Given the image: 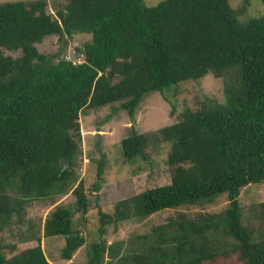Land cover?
Here are the masks:
<instances>
[{"label": "trees", "instance_id": "trees-1", "mask_svg": "<svg viewBox=\"0 0 264 264\" xmlns=\"http://www.w3.org/2000/svg\"><path fill=\"white\" fill-rule=\"evenodd\" d=\"M245 2V0H243ZM263 14L243 24L227 0H64L52 15L44 0L0 4V230L23 223L34 200L52 203L69 191L73 200L46 215L42 235L61 236L59 258L69 260L84 243L72 221L87 212L78 176L82 109L115 104L132 119L143 96L164 92L210 73L222 77L221 101L203 97L193 110L156 130L131 131L119 140L122 157L144 159L149 141L168 144L169 182L97 207L100 239L89 244L82 264H264V202L255 219L243 223L237 196L247 184L264 182V0ZM87 33L81 61L42 54L35 43L48 35ZM18 51L12 57L3 53ZM238 73L231 84L230 69ZM101 163L91 190L103 179ZM225 195L215 212L176 211L147 232L105 244V227L142 219L164 209L209 203ZM28 224L21 241L36 244L0 264H51ZM103 255L107 260L104 262Z\"/></svg>", "mask_w": 264, "mask_h": 264}, {"label": "rangeland", "instance_id": "rangeland-1", "mask_svg": "<svg viewBox=\"0 0 264 264\" xmlns=\"http://www.w3.org/2000/svg\"><path fill=\"white\" fill-rule=\"evenodd\" d=\"M16 1L32 0H0V4ZM46 11L54 15L55 11L62 8L64 0H44ZM158 0H143L146 5L156 4ZM229 6L234 10V16L238 23L243 24L251 19L258 18L263 14V5L260 0H227ZM90 39L87 33H72L70 36L64 35L59 43L55 35H48L41 41L34 44L37 51L42 54H58L60 58L69 59L74 62L81 61L82 57L78 51L82 44ZM3 53L16 57L18 51H6ZM238 73H234V68L226 78L231 84V80H236ZM222 77H214L210 73L197 80H185L177 83L171 89L164 92V98L156 91L143 96L138 103L134 116L130 119L126 112L117 109L109 119L101 123V119L110 112V108L116 106L109 104L96 109H82L78 114L79 123V148L78 156V176L84 185L88 207L84 215L75 213L72 217L76 228L80 230L84 237V243L77 248L69 260L59 258V250L63 245L61 236L46 237L42 235V224L46 215L58 204H68L73 200L70 191L63 196L57 197L54 202L47 200H34L25 209L23 223L10 227V230H0L2 243L13 246L3 249V254L7 258L16 250L31 247L35 241H21L19 234L24 232L28 224L33 225L40 238L39 245L46 259L51 264H82L86 260V250L90 243L100 239L97 227L98 220L96 210L99 207L103 212H110L112 203L141 192L145 189L163 185L169 182V174L165 164L168 144L151 141L143 149L144 159L135 158L134 161H126L121 155L119 140L128 136L133 130L137 133H145L156 130L159 127L171 124L178 120L179 114L185 109H195L199 106L203 97H209L221 101L223 98ZM98 133L96 147H94V133ZM101 163L103 182L94 192L91 184L95 179L97 167ZM240 206L242 222H250L254 227V234H258L262 225L255 219L259 207L257 205L264 202V182L247 184L240 189L237 196ZM225 195L214 198L209 203L180 207L177 209H164L157 211L142 219H129L119 222L115 227L107 225L102 236L105 244L114 241H127V239L139 233H145L155 224L165 221L176 211L215 212L226 206ZM104 262L107 260L103 255ZM217 264H240L234 257L226 259Z\"/></svg>", "mask_w": 264, "mask_h": 264}, {"label": "water", "instance_id": "water-1", "mask_svg": "<svg viewBox=\"0 0 264 264\" xmlns=\"http://www.w3.org/2000/svg\"><path fill=\"white\" fill-rule=\"evenodd\" d=\"M97 135L98 133H94V147H96V142H97Z\"/></svg>", "mask_w": 264, "mask_h": 264}]
</instances>
